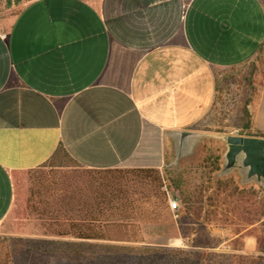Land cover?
I'll list each match as a JSON object with an SVG mask.
<instances>
[{
    "label": "crops",
    "instance_id": "0c3cea01",
    "mask_svg": "<svg viewBox=\"0 0 264 264\" xmlns=\"http://www.w3.org/2000/svg\"><path fill=\"white\" fill-rule=\"evenodd\" d=\"M244 63L262 86L238 134L264 137V0H28L0 24V224L15 174L60 148L86 168H165L173 131L198 129L220 71Z\"/></svg>",
    "mask_w": 264,
    "mask_h": 264
},
{
    "label": "rangeland",
    "instance_id": "374dc122",
    "mask_svg": "<svg viewBox=\"0 0 264 264\" xmlns=\"http://www.w3.org/2000/svg\"><path fill=\"white\" fill-rule=\"evenodd\" d=\"M27 1L0 0V24L8 27ZM257 71L259 67L253 63L220 71L214 106L195 130L251 133L252 104L262 86ZM226 150L225 140L204 137L178 163L161 169L168 201L171 196L177 197L180 208L173 210L166 203L162 219L149 226L147 239L165 248L166 259L171 258L166 264H177L186 258L193 262L195 255L201 257L200 264H264V184L245 181L239 168L221 173ZM88 170L60 149L45 164L15 174L21 188L18 191L15 184L14 207L0 224V264H99V259L88 260L91 263L75 260L70 253L72 245H54L39 239L46 237V224L38 212L25 214L23 210L24 199L34 198L37 184L45 176L60 182L72 173L75 179L84 178ZM40 246H47L50 252L37 256ZM94 247L84 246L83 254L89 258L92 250L99 249ZM54 248L65 252L66 259H60ZM119 261V257H113L103 264Z\"/></svg>",
    "mask_w": 264,
    "mask_h": 264
},
{
    "label": "trees",
    "instance_id": "16d2710c",
    "mask_svg": "<svg viewBox=\"0 0 264 264\" xmlns=\"http://www.w3.org/2000/svg\"><path fill=\"white\" fill-rule=\"evenodd\" d=\"M86 169H89V174L84 178L75 179L77 176L72 173L68 179L58 182L52 181L50 175L45 176L38 182L34 198L24 199L23 207L25 214L33 210L39 213L46 224L45 234L70 236L82 241L39 239L54 245L74 246L70 253L79 262H96L99 259L98 263L103 264L106 260L119 257L118 264H166L171 258L166 259L165 248L151 244L147 239L149 226L162 219L163 206L169 203L161 168ZM15 184L19 191L21 184L16 175ZM84 246L99 249L92 250L87 258L83 254ZM37 249V256L50 252L47 246ZM54 251L58 252V249L54 248ZM58 254L64 260L65 252ZM194 258L193 262L187 258L180 262L200 264L201 257L195 255Z\"/></svg>",
    "mask_w": 264,
    "mask_h": 264
},
{
    "label": "water",
    "instance_id": "95a60500",
    "mask_svg": "<svg viewBox=\"0 0 264 264\" xmlns=\"http://www.w3.org/2000/svg\"><path fill=\"white\" fill-rule=\"evenodd\" d=\"M176 139V155L169 164H176L186 154L192 152L196 143L204 137L225 140L227 150L221 173H229L235 168L244 174L245 181L256 180L264 184V137L238 133H216L195 129L173 131Z\"/></svg>",
    "mask_w": 264,
    "mask_h": 264
},
{
    "label": "built area",
    "instance_id": "2783aa9c",
    "mask_svg": "<svg viewBox=\"0 0 264 264\" xmlns=\"http://www.w3.org/2000/svg\"><path fill=\"white\" fill-rule=\"evenodd\" d=\"M170 206L173 210H177L180 208V201L177 197L171 196L169 200Z\"/></svg>",
    "mask_w": 264,
    "mask_h": 264
}]
</instances>
